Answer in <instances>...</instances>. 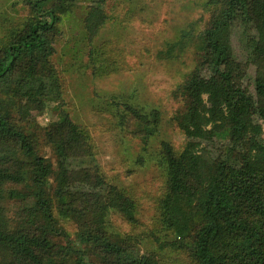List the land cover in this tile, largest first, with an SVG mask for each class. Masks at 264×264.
I'll return each mask as SVG.
<instances>
[{
  "label": "trees",
  "instance_id": "trees-1",
  "mask_svg": "<svg viewBox=\"0 0 264 264\" xmlns=\"http://www.w3.org/2000/svg\"><path fill=\"white\" fill-rule=\"evenodd\" d=\"M23 1L30 18L0 48V264H161L137 244L108 236L113 212L137 223L135 202L107 180L66 110L55 41L75 0ZM105 3L91 0L82 21L90 43L108 20ZM209 4L217 10L196 38V66L174 92L182 108L173 120L186 142L179 153L162 142L158 161L167 188L161 208L178 240L154 241L188 252L197 264H264V0ZM236 35L245 62L235 52ZM93 61L91 46L96 76ZM111 103L138 123L147 151L160 111ZM51 106L59 117L42 125L37 118ZM41 138L55 162L39 152Z\"/></svg>",
  "mask_w": 264,
  "mask_h": 264
},
{
  "label": "rangeland",
  "instance_id": "rangeland-1",
  "mask_svg": "<svg viewBox=\"0 0 264 264\" xmlns=\"http://www.w3.org/2000/svg\"><path fill=\"white\" fill-rule=\"evenodd\" d=\"M209 2L106 0L108 20L90 43L82 21L91 0H75L63 17L61 34L55 41L54 61L67 90L66 110L88 136L104 176L135 202L137 223L131 224L123 215L113 212L108 216L107 234L114 240L137 244L146 254L154 253L161 264H197L182 249H160L154 236L167 243L178 240L165 222L161 208L167 188L166 174L158 161L162 157V142H169L177 153L186 142L173 120L182 108L174 92L196 66V38L217 10ZM29 18L30 9L23 0H0V48L20 32ZM233 41L236 54L245 62L244 45L237 35ZM91 46L96 76L89 63ZM251 73L254 74V68ZM85 76L84 84H79ZM111 100L129 102L147 113L153 109L160 111L159 132L147 151L136 133L138 123L129 112H124V107L115 112L117 106ZM53 108L38 117V122L46 125L58 119ZM39 141V152L55 162L52 149L44 139ZM5 207L9 212L15 208L9 203ZM60 221L69 233L76 232L72 221Z\"/></svg>",
  "mask_w": 264,
  "mask_h": 264
}]
</instances>
